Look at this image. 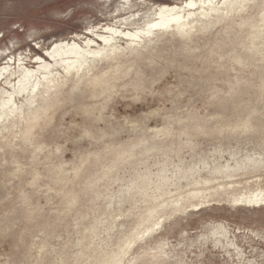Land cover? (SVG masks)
<instances>
[{
  "label": "rangeland",
  "instance_id": "obj_1",
  "mask_svg": "<svg viewBox=\"0 0 264 264\" xmlns=\"http://www.w3.org/2000/svg\"><path fill=\"white\" fill-rule=\"evenodd\" d=\"M184 1L0 0V69H54L55 52L69 50L64 57L71 59L78 35L95 39L91 30L105 25L134 32L153 4ZM263 1L191 38L161 35L141 48L135 63L128 51L116 69L99 64L93 73L109 72V91L84 84L73 93L69 79L29 144L9 143L13 137L6 133L5 143L0 141V264H33L42 257L43 264H58L67 244L64 264H70L79 232L95 219H101L98 243L113 245L135 225L128 212L136 201L119 202L135 174L151 175L154 184L161 170L172 177L181 166L187 178L168 187L176 193L194 181H213L201 187L227 181L215 170L248 163L249 157L264 161V31L254 42L255 56L242 58L241 67L235 64L249 51L251 24ZM27 54L41 63L19 61ZM33 77L22 78L20 85L16 77L11 85L0 79V89L12 94L8 106L21 103L23 94L16 91ZM121 153L125 164L112 177ZM256 174L264 175V168ZM90 182L95 188H87ZM73 191L82 193L75 207L66 208L64 197ZM99 193L103 197L95 200ZM84 214L89 220L80 218ZM112 221L108 241L104 232ZM154 234L125 264L140 248L162 244L160 264H264V208L211 206L172 218ZM49 235V245L40 249Z\"/></svg>",
  "mask_w": 264,
  "mask_h": 264
},
{
  "label": "bare ground",
  "instance_id": "obj_2",
  "mask_svg": "<svg viewBox=\"0 0 264 264\" xmlns=\"http://www.w3.org/2000/svg\"><path fill=\"white\" fill-rule=\"evenodd\" d=\"M256 4H259L257 0H185L181 5L153 4L149 16L143 22L141 28H136L137 30L135 29L134 32H128V30L125 31L112 25H105L91 30V34L95 36V39L78 35L77 39L82 42L80 44L78 40L73 39V47L70 48V52L73 55L71 59L64 57V54H67L69 50L55 52L54 56H57L59 60L56 61L54 69L49 68L33 72L31 67L22 66L11 73H3V70L0 69V79L9 85H11L14 77L19 80L18 84L20 85L22 78L31 79L35 75V80L30 85H27L28 87L19 88L16 91L18 94H23V100L19 105L8 106L12 103V94L0 89L1 144L5 143L3 139H5L4 135L6 133L12 134L13 137L9 143L18 145L29 144L32 140L31 138H33V131L40 124L42 117H46V120H49L53 108L58 102V97L69 79L73 82V93L79 92L84 84L90 85L94 89L98 86L103 91H109L111 80L113 79L108 76L109 72L93 73L99 64L105 63L107 65L106 68L109 70L116 69L115 64H119L121 57L125 56L128 51L134 53L133 59L135 63L140 58L141 48L147 49L148 45L152 46L156 42V38L161 35L191 38L195 33L207 30L212 22L230 19L236 16L237 13L246 11L250 6H255ZM259 7H262V10L251 24L249 51L244 57L236 59L235 64L238 67L242 66V58L248 60L255 56V52L252 50L255 48L254 42L260 39V35L263 34L264 1ZM260 44L264 46V42ZM229 45L233 46L234 42ZM20 59L19 61H23V63L27 62L36 65L41 63V60L35 58L32 54L21 56ZM6 95H9V98ZM7 106L8 108L5 109ZM250 121L251 119H248L247 122L244 121L239 127L241 129L246 128ZM8 136L10 135L8 134ZM133 157L134 154L132 155V153L128 155V158L133 159ZM118 158L117 164L111 169L112 177L116 175L115 173L119 167L125 164L120 161L125 158L123 153L119 154ZM248 159V163L215 170L216 174L225 176L228 179L227 181L214 184L215 186L213 187L200 186V184L208 185L213 181H194L193 185H188L187 191L179 190L180 192L176 193L170 191L168 187L174 183L177 186L179 181L187 178V171L184 172L185 170L181 166L175 167L176 172H173L174 175L172 177L167 175L165 170H161L156 175L157 181L154 184H152L151 175H145V177L141 178L140 175L135 174L131 178V182L128 183L126 192L119 197L120 203L128 200L136 201L128 212L130 213L128 216H135L136 218L135 225L128 231V235L119 237L113 245H108L107 243L104 245L99 244L101 219H95L89 226L84 227L79 232L81 239L77 245L78 253L70 264H125L126 258L132 253L134 248L156 233L167 221L211 206L225 204L233 209L264 208V175L256 174L264 168V161L251 160L250 157ZM240 171L245 173L240 174ZM152 185H154V190H151ZM87 188H95V183L90 182ZM79 193L73 191L64 197L66 198L64 202L66 208L78 203ZM102 197V193H99L95 200H100ZM112 208V206L107 207L105 210L106 214H110ZM95 214L96 211L94 212ZM87 216L89 215L84 214L80 218L84 219ZM47 226H50V224ZM114 227L115 223L112 221L108 225L106 232H104L108 235V241ZM48 237L49 239H47ZM51 237L53 238V236L49 235L41 242L40 249L49 245ZM163 246L164 244L140 248L136 256L129 263L127 261V263L160 264L159 254ZM69 248L67 244L62 249L58 264L65 263L64 260H66ZM42 258H37L33 264H43V260L46 259Z\"/></svg>",
  "mask_w": 264,
  "mask_h": 264
}]
</instances>
